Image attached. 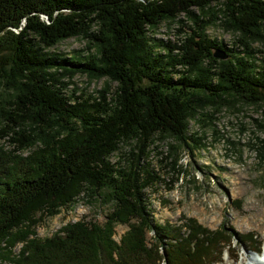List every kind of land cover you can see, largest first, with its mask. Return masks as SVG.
<instances>
[{"label": "trees", "instance_id": "1", "mask_svg": "<svg viewBox=\"0 0 264 264\" xmlns=\"http://www.w3.org/2000/svg\"><path fill=\"white\" fill-rule=\"evenodd\" d=\"M184 21L175 44L148 37ZM208 26L232 34L241 56L207 38ZM73 38L92 49L82 61L47 52ZM216 48L226 60L212 58ZM76 73L105 80L97 98L67 95L60 78ZM243 105L264 114V0H0V264H216L224 252L236 259L231 241L264 249L224 223H156L144 195L162 182L146 161L150 146L164 138L187 146L190 119ZM164 156L172 173L183 172L176 145ZM80 196L110 206L101 224L76 221L36 237L44 217ZM116 224L128 228L117 244Z\"/></svg>", "mask_w": 264, "mask_h": 264}, {"label": "rangeland", "instance_id": "2", "mask_svg": "<svg viewBox=\"0 0 264 264\" xmlns=\"http://www.w3.org/2000/svg\"><path fill=\"white\" fill-rule=\"evenodd\" d=\"M179 18H182L180 16ZM189 23H162L148 37L163 44H175L187 33ZM207 38L221 43L226 49L240 55L239 47L233 46L234 36L217 27L208 26ZM86 41L81 38L66 39L47 52L58 58L74 63L82 61L92 51L86 50ZM254 50L260 47L252 45ZM167 48L157 47L155 52L163 54ZM256 63L260 55L255 54ZM62 82H69L65 88L68 96L75 90L74 96L83 98L104 87L105 80L88 81L85 75L76 73L68 81L64 76ZM114 85L110 86V91ZM187 146L178 147L172 139L156 141L151 154L146 160L162 182L155 188L144 190L147 199L146 208L150 218L160 224H180V217L194 219L206 229L214 230L224 223L235 234L253 233L256 240L264 241V159L260 158L262 146L259 140L264 138V114L252 106H241L240 111L226 110L221 107L215 111L206 108L201 116L187 122ZM200 140L199 144L197 140ZM176 145L178 160L176 164L183 171L181 174L171 172L166 166L164 155L166 146ZM116 154L109 161L115 162ZM99 200V199H98ZM96 201H85L84 196L76 199L74 205L60 209L54 217H44L35 229L37 238L50 237L59 227L76 221H91L101 224L110 206ZM241 201L240 208H235V201ZM127 226L116 224L112 229L111 240L116 244ZM151 232L146 233L149 242ZM232 253L236 259L231 260L225 252L219 264H255L261 254L255 255L247 247L238 248L231 241ZM19 244L12 249L11 256L18 254ZM261 250V248L259 249ZM263 259V258H262ZM4 264V263H3ZM218 264V263H217Z\"/></svg>", "mask_w": 264, "mask_h": 264}, {"label": "water", "instance_id": "3", "mask_svg": "<svg viewBox=\"0 0 264 264\" xmlns=\"http://www.w3.org/2000/svg\"><path fill=\"white\" fill-rule=\"evenodd\" d=\"M211 56L213 59L216 60H226L227 59V55L225 54V52L222 49H214L211 53Z\"/></svg>", "mask_w": 264, "mask_h": 264}, {"label": "bare ground", "instance_id": "4", "mask_svg": "<svg viewBox=\"0 0 264 264\" xmlns=\"http://www.w3.org/2000/svg\"><path fill=\"white\" fill-rule=\"evenodd\" d=\"M255 264H264V259L263 260H255Z\"/></svg>", "mask_w": 264, "mask_h": 264}]
</instances>
